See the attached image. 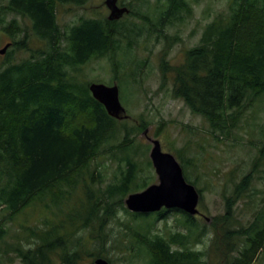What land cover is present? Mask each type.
Wrapping results in <instances>:
<instances>
[{"label":"trees","instance_id":"obj_1","mask_svg":"<svg viewBox=\"0 0 264 264\" xmlns=\"http://www.w3.org/2000/svg\"><path fill=\"white\" fill-rule=\"evenodd\" d=\"M87 1L0 5V39L1 34L11 38L0 63V252L8 246L21 264H76L82 252L91 264L98 257L112 262L107 227L121 207L131 221L122 223L144 264H264V117L259 115L264 111V0H229L178 66L168 60L167 29L190 18L200 0H124L129 22L108 16L59 22L61 5ZM145 32L167 42L163 84L173 71V95L208 121L216 141L241 140L236 133L246 121L258 139L250 169L224 189V210L210 224L177 208L136 213L125 205L130 193L153 180L146 155L150 145L139 140L151 122L111 116L82 70L92 60L108 58L115 82L129 86L119 75L120 52L130 55ZM21 51L29 55L18 60ZM133 81L138 82L136 73ZM176 155L187 181L197 187L189 171L195 157ZM110 162L117 168L107 181ZM197 189L201 203L203 189ZM247 202L251 215L244 220L237 209ZM31 208H40L41 220L20 223L16 240L7 242L9 224ZM170 211L178 212L182 229L155 232V223ZM207 233L209 245L197 247ZM4 259L0 254V264Z\"/></svg>","mask_w":264,"mask_h":264},{"label":"rangeland","instance_id":"obj_2","mask_svg":"<svg viewBox=\"0 0 264 264\" xmlns=\"http://www.w3.org/2000/svg\"><path fill=\"white\" fill-rule=\"evenodd\" d=\"M7 0H0V5ZM124 0H121L123 2ZM229 0H200L194 4L193 15L184 22H178L167 29L172 37L170 40L168 60L173 66L181 65L186 59L187 50L200 42L204 27L219 12L226 10ZM110 10L105 4V0H88L83 6L75 4H64L59 7L58 20L62 25L76 22L80 16L99 17L109 16ZM12 15L9 16L11 18ZM19 17V16H18ZM20 18V17H19ZM124 22L132 20L129 16L122 17ZM137 25H142V21L135 20ZM179 35V39H174ZM11 43V38L1 34L0 48L7 43ZM166 41L156 38V36L144 33L134 44L130 55L120 52V59L123 67L119 73L120 77L129 83V86L119 83L120 99L127 110L129 118L133 121L149 120V131L139 134V140L150 149L146 155L150 158L151 139H158L164 151L171 152L176 157V153L185 157H195V167L189 168L191 179L197 181V187L203 189L204 200L198 205L201 222L210 224L212 218L224 210L223 192L230 189L233 181L238 180L250 169L251 162L257 155L258 139L250 133L251 125L246 121L236 136L241 140L216 141L210 134V127L207 120L201 115L195 114L187 106L183 99L173 95V71L169 72L166 83L163 84L161 73V57L166 47ZM35 47L36 41L31 42ZM29 55L26 51L18 53L20 60ZM4 60L0 56V63ZM136 73L138 82L133 81V74ZM82 76L87 80L98 83L112 85L115 82L111 60L108 58L95 59L87 63L82 70ZM92 82V83H93ZM117 83V82H116ZM259 115L263 118L264 111ZM253 121V119H252ZM258 123L261 119H256ZM258 129V128H255ZM144 147V148H145ZM144 156V154H143ZM198 158V159H197ZM107 168V181L113 179L117 168L115 162H110ZM153 180L150 184L159 183L158 174L152 164L151 172ZM149 184V185H150ZM259 184V183H257ZM249 200V199H247ZM201 201V192H200ZM126 205V203H125ZM127 207V206H126ZM252 204L248 203L238 207L237 212L240 218L246 220L251 215ZM129 210V209H128ZM40 208L28 209L18 222L10 223L9 233L6 240L12 243L16 240L15 235L20 231V223L35 225L42 218ZM178 212L170 211L155 224V232L168 233L182 229L178 221ZM130 216L118 207V217L108 223L107 230L110 235L108 242V257L111 264H144V261L136 256L137 246L130 237V231L122 222H129ZM86 234V231H84ZM211 240L208 233L204 237V242L197 245L205 248ZM0 254L5 256L6 264H21L20 259L3 245ZM82 260L76 264H91L92 259L83 252ZM217 264V263H215Z\"/></svg>","mask_w":264,"mask_h":264},{"label":"water","instance_id":"obj_3","mask_svg":"<svg viewBox=\"0 0 264 264\" xmlns=\"http://www.w3.org/2000/svg\"><path fill=\"white\" fill-rule=\"evenodd\" d=\"M118 1H105L110 10L108 16L110 20L120 19L130 12L127 6H120ZM10 45L11 43H7L0 48V55H4ZM90 90L111 116L117 119L130 117L121 102L118 83L108 85L93 82L90 84ZM148 131L147 128L144 132ZM151 141L153 146L150 158L158 174L159 183L150 184L142 191L130 193L125 199L127 208L136 213H153L164 208L167 210L177 208L193 216L200 214L198 208L200 192L194 184L187 181L180 161L171 152L164 151L158 139ZM94 264H111V262L104 257H98L94 260Z\"/></svg>","mask_w":264,"mask_h":264},{"label":"flooded vegetation","instance_id":"obj_4","mask_svg":"<svg viewBox=\"0 0 264 264\" xmlns=\"http://www.w3.org/2000/svg\"><path fill=\"white\" fill-rule=\"evenodd\" d=\"M106 1V0H105ZM106 4V3H105ZM118 4L120 5V6H123V5H121L122 4V2H121V0H119L118 1ZM107 6V5H106ZM10 43V42H9ZM0 56H2V55H0Z\"/></svg>","mask_w":264,"mask_h":264}]
</instances>
